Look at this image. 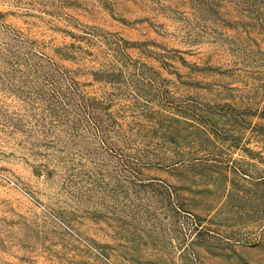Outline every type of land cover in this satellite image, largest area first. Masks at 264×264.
<instances>
[{"label":"rangeland","instance_id":"1","mask_svg":"<svg viewBox=\"0 0 264 264\" xmlns=\"http://www.w3.org/2000/svg\"><path fill=\"white\" fill-rule=\"evenodd\" d=\"M0 264H264V0H0Z\"/></svg>","mask_w":264,"mask_h":264}]
</instances>
